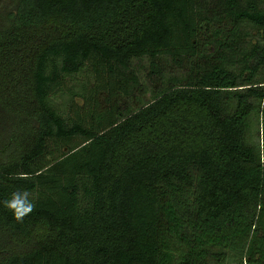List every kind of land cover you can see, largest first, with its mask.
Wrapping results in <instances>:
<instances>
[{"label":"trees","instance_id":"trees-1","mask_svg":"<svg viewBox=\"0 0 264 264\" xmlns=\"http://www.w3.org/2000/svg\"><path fill=\"white\" fill-rule=\"evenodd\" d=\"M216 5L240 67L219 51L125 111L132 59L156 79L159 56H197V0H0V264H165L171 247L176 264H264V5ZM255 111L261 156L243 138ZM25 192L17 220L3 202Z\"/></svg>","mask_w":264,"mask_h":264},{"label":"rangeland","instance_id":"rangeland-1","mask_svg":"<svg viewBox=\"0 0 264 264\" xmlns=\"http://www.w3.org/2000/svg\"><path fill=\"white\" fill-rule=\"evenodd\" d=\"M259 4L264 5V0H257ZM197 12H198V54L190 58H184L182 62H175L170 56H159V62L161 65V71L159 77L155 78V75H149V58L142 56L131 60L128 69H121L119 78L122 82L117 89V95L113 98L118 108L128 111L133 109L136 105L149 101L156 93L166 89L173 83L180 79L187 78L203 66L208 58L213 56L219 51L224 54V62L228 68L237 69L241 65L239 50L223 47V42L229 39L230 23L225 17L221 16L218 12V6L216 0H197ZM234 31V30H233ZM228 33H231L230 31ZM234 34L239 35V38L234 36L233 40L238 39L246 40L256 34L254 27L247 23L239 24L235 29ZM229 41V40H228ZM230 42V41H229ZM245 45L242 41L241 45ZM87 79L85 72H77L74 74H66L63 79L62 92L64 95H57L55 103L63 110L65 104L68 103L69 96L66 95V91H79L82 83ZM101 100L105 97V93H101ZM75 101L79 104L82 103V98L79 95L73 96ZM222 104L225 108L231 109L233 107L234 99L229 96L228 98H222ZM103 103H105L103 101ZM254 103H256L254 101ZM63 106V107H62ZM66 111V109H64ZM244 141L254 146L258 150L261 156V146L263 139L262 128L260 129L259 115L255 111L251 113L248 119L245 121L243 130ZM192 199V198H189ZM188 199V201H189ZM170 208L173 213L181 214V208L175 201L172 202ZM233 257V258H232ZM231 262L237 258L231 255ZM178 260V253L174 248L168 251L165 264H176ZM237 261V260H236Z\"/></svg>","mask_w":264,"mask_h":264},{"label":"clouds","instance_id":"clouds-1","mask_svg":"<svg viewBox=\"0 0 264 264\" xmlns=\"http://www.w3.org/2000/svg\"><path fill=\"white\" fill-rule=\"evenodd\" d=\"M27 197V192L13 193L11 199L3 202L4 206L14 213L17 220H22L26 214L31 213L34 209V205L28 201Z\"/></svg>","mask_w":264,"mask_h":264}]
</instances>
